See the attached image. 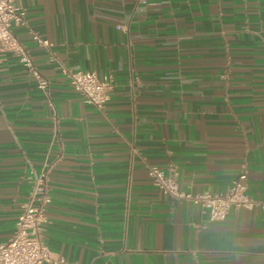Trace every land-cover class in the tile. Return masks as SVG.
<instances>
[{"label":"crops","instance_id":"crops-1","mask_svg":"<svg viewBox=\"0 0 264 264\" xmlns=\"http://www.w3.org/2000/svg\"><path fill=\"white\" fill-rule=\"evenodd\" d=\"M18 3L27 25L14 33L52 103L0 56V245L40 183L51 198L43 236L65 264H264L258 209L210 222L147 168H175L192 193H225L246 171L264 200V0ZM64 69L112 77L104 110Z\"/></svg>","mask_w":264,"mask_h":264},{"label":"built area","instance_id":"built-area-1","mask_svg":"<svg viewBox=\"0 0 264 264\" xmlns=\"http://www.w3.org/2000/svg\"><path fill=\"white\" fill-rule=\"evenodd\" d=\"M27 14L18 0H0V56L10 54L24 66L37 88L50 101V82L36 67L27 47L14 33V27L26 26ZM33 39L44 47L52 43L38 34ZM71 87L83 100L102 111L110 100L114 88L112 77L101 78L95 71H74L64 69ZM148 176L165 195L174 199L189 201L207 214L210 222L226 219L233 210L258 209L264 222V200H258L248 193L247 172L243 171L225 193L206 190L184 192L180 189L176 169L168 172L155 165H148ZM51 202L42 184H36L31 196L19 213L15 232L6 243L0 245V264H65L56 260L43 236L46 224V207Z\"/></svg>","mask_w":264,"mask_h":264}]
</instances>
